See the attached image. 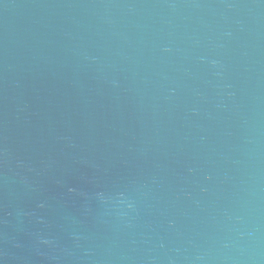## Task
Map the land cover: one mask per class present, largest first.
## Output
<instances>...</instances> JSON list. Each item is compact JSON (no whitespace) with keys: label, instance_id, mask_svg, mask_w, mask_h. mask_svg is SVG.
I'll return each mask as SVG.
<instances>
[{"label":"water","instance_id":"1","mask_svg":"<svg viewBox=\"0 0 264 264\" xmlns=\"http://www.w3.org/2000/svg\"><path fill=\"white\" fill-rule=\"evenodd\" d=\"M0 264H264V0H0Z\"/></svg>","mask_w":264,"mask_h":264}]
</instances>
